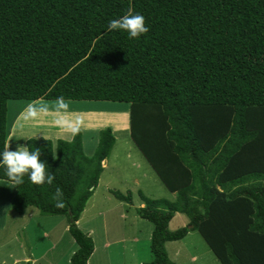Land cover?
Instances as JSON below:
<instances>
[{"label": "trees", "instance_id": "1", "mask_svg": "<svg viewBox=\"0 0 264 264\" xmlns=\"http://www.w3.org/2000/svg\"><path fill=\"white\" fill-rule=\"evenodd\" d=\"M129 10L149 27L139 38L107 28ZM57 97L130 105L131 139L176 194L137 210L154 226L144 264H174L166 245L190 232L221 264H264V0H0V151L38 148L54 181L35 185L25 175L16 185L2 166L0 180L16 185L20 216L35 208L67 217L78 245L71 264H88L94 242L78 222L113 130L101 131L87 157L82 131L71 142L19 141L8 123L10 101ZM57 187L64 208L55 206ZM177 214L189 225L171 231Z\"/></svg>", "mask_w": 264, "mask_h": 264}, {"label": "rangeland", "instance_id": "2", "mask_svg": "<svg viewBox=\"0 0 264 264\" xmlns=\"http://www.w3.org/2000/svg\"><path fill=\"white\" fill-rule=\"evenodd\" d=\"M27 103L10 101L8 104V123L13 133L18 129L17 140H73L76 131L67 125L52 123L57 118L54 112L37 120L25 119ZM47 103L50 107L54 104ZM81 110L90 115L79 113ZM70 113L67 119L71 126L86 132L83 148L87 157L94 155L101 131L111 128L117 133L113 134L116 142L110 157L103 163L99 187L78 222L79 228L94 242L95 251L88 264H144L152 261L147 239L154 226L141 219L137 210L144 204L146 206L145 199L174 201L176 196L160 181L130 134L123 132L126 128L130 130V105L70 101ZM123 113L126 115L124 120L123 116L116 119V115ZM16 192L15 184L0 180V264H13L15 259L29 257L30 252L37 257V264H71L78 245L67 230V217L43 216L35 208H29L24 216H20L11 204ZM116 193L127 198L130 196L133 204L121 201ZM189 222L185 214H177L170 223V230L177 231L188 226ZM145 244H149V249L144 247ZM166 250L174 264H221L198 232H190L182 241L168 243Z\"/></svg>", "mask_w": 264, "mask_h": 264}, {"label": "clouds", "instance_id": "3", "mask_svg": "<svg viewBox=\"0 0 264 264\" xmlns=\"http://www.w3.org/2000/svg\"><path fill=\"white\" fill-rule=\"evenodd\" d=\"M107 28L109 31H124L129 39L139 38L149 31L145 17L140 13H133L131 10L119 19L110 20ZM24 112L27 114L25 119L32 120H37L43 115L54 112L57 118L52 121L53 124L67 125L73 132L77 131L67 119L71 115L70 101L64 97H57L51 107L47 102L42 104L30 102L25 107ZM0 166L4 169V175L16 185L24 183L25 175L35 185H51L54 181V176L47 170L48 164L41 160V151L38 148L30 150L29 146L17 144L15 150H12L10 144L6 143L3 150L0 151ZM53 199L56 201L55 206L57 208L65 207L63 192L59 187L56 188Z\"/></svg>", "mask_w": 264, "mask_h": 264}, {"label": "crops", "instance_id": "4", "mask_svg": "<svg viewBox=\"0 0 264 264\" xmlns=\"http://www.w3.org/2000/svg\"><path fill=\"white\" fill-rule=\"evenodd\" d=\"M95 110H98V109H95ZM79 113L80 112H82V113H84L85 115H90V114H88L87 112H85L84 110H81V111H78ZM78 112L76 111V113H77V115H79L78 114ZM75 113V112H74ZM125 114H127V113H125ZM121 116H123V120L125 119V116H124V113L123 114H120V116H117L116 115V119H117V117H120L121 118ZM127 117H128V114H127ZM128 121H129V117H128ZM123 127V126H122ZM127 127V126H126ZM123 128H125V126L123 127ZM124 133H129L130 134V130H129V128H126L124 131H123ZM83 133H86V132H83ZM113 134H117L116 132H115V130L113 131ZM84 136H86L85 134H84ZM96 138V137H95ZM116 138V137H115ZM95 141H96V139H95ZM175 196H176V194H174ZM176 199V198H175ZM133 204V203H132ZM143 206V205H142ZM144 206H145V204H144ZM67 230L69 231V226H67ZM152 232V231H151ZM152 234V233H151ZM150 239H151V236H149V238L147 239V241L149 242V244H150ZM149 244H145L144 245V247L145 248H148L149 249ZM45 256V255H44ZM43 256V257H44ZM10 257H12V255L10 256ZM29 260L31 261V263L32 264H37V262H38V260H37V257H35L34 256V254H32V252H30V256L29 257H26V258H24V259H15L14 260V262H13V264H25V263H27V262H29ZM90 261V260H89Z\"/></svg>", "mask_w": 264, "mask_h": 264}]
</instances>
